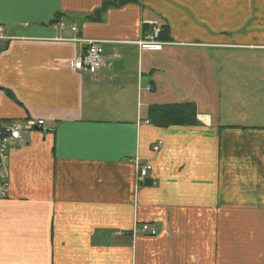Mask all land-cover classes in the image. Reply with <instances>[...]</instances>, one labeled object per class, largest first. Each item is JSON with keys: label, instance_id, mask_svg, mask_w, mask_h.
<instances>
[{"label": "crops", "instance_id": "1", "mask_svg": "<svg viewBox=\"0 0 264 264\" xmlns=\"http://www.w3.org/2000/svg\"><path fill=\"white\" fill-rule=\"evenodd\" d=\"M111 1L0 0V119L44 121L8 151L0 264H264V124L178 81L219 51L263 53L264 0H134L89 20ZM151 23L169 32L159 49L138 45ZM88 40L97 76L70 65ZM236 79L264 94V73ZM190 102L198 125L149 123L150 106Z\"/></svg>", "mask_w": 264, "mask_h": 264}, {"label": "rangeland", "instance_id": "2", "mask_svg": "<svg viewBox=\"0 0 264 264\" xmlns=\"http://www.w3.org/2000/svg\"><path fill=\"white\" fill-rule=\"evenodd\" d=\"M149 25H151L150 35L156 25L155 23H151ZM144 37H146V35L143 36L142 39H144ZM138 42L141 43L142 41ZM240 50L242 51V49ZM240 50L233 48L232 50L225 52L219 51V54H217L218 56L215 57V62L212 64L214 66L213 70L209 68V64L184 65V71L182 72L184 78L182 79L179 76L180 80H178L180 91L185 92L186 97L195 96L201 99L207 104V106L213 104L214 102L217 104L221 103V110L228 108L230 112L234 114V116L230 117V119L240 118V114L244 113L245 110L247 117L251 118L248 120L249 123L253 121L252 118H259V121L264 124V94L250 97L241 96L238 94V90H241L239 89L238 84L234 85V87H229L226 84L227 81H240L236 78L240 76L242 77L247 73L256 74L258 71L264 73V59L261 56L264 55V52H256L257 54L251 55L245 54L244 51L237 52ZM223 54L231 55L225 59L222 58L224 56ZM214 71L218 74V78L221 82L220 85H216L214 82ZM259 76L262 77V75ZM252 86L262 87L263 85L252 84ZM213 92H215L216 96ZM179 99H182L181 96ZM232 122H238V120ZM136 229L138 230V226Z\"/></svg>", "mask_w": 264, "mask_h": 264}, {"label": "built area", "instance_id": "3", "mask_svg": "<svg viewBox=\"0 0 264 264\" xmlns=\"http://www.w3.org/2000/svg\"><path fill=\"white\" fill-rule=\"evenodd\" d=\"M72 32H76L75 26L71 27ZM159 30L153 28V31L149 37H146L139 46L143 48H160V43L157 41ZM3 29L0 26V39H3ZM71 67L78 73H85L88 75H99L105 67L104 50L101 42L88 40L86 41V47L81 50L79 55L70 63ZM151 91L152 88L148 87ZM147 123V121H146ZM44 125L43 120H26L25 123L19 122H6L0 119V200L6 199L8 196V151L14 144L23 141L26 134L35 128H41ZM161 147V142H157L151 146V151L156 153ZM136 165V164H135ZM137 180L141 181L147 178L151 171L150 164H137ZM140 232L147 236H154L155 229L149 224L138 225Z\"/></svg>", "mask_w": 264, "mask_h": 264}, {"label": "trees", "instance_id": "4", "mask_svg": "<svg viewBox=\"0 0 264 264\" xmlns=\"http://www.w3.org/2000/svg\"><path fill=\"white\" fill-rule=\"evenodd\" d=\"M134 0H113L105 2L95 14L88 16L90 21L97 22L100 20V13L108 7H120ZM147 28L142 29V35H146ZM157 39L159 41H171L167 27L163 26L159 29ZM147 118L149 123L157 128L168 127H190L198 125L196 119V107L193 103H175L166 105H152L147 109Z\"/></svg>", "mask_w": 264, "mask_h": 264}, {"label": "water", "instance_id": "5", "mask_svg": "<svg viewBox=\"0 0 264 264\" xmlns=\"http://www.w3.org/2000/svg\"><path fill=\"white\" fill-rule=\"evenodd\" d=\"M36 130V129H35ZM38 130H39V128H38Z\"/></svg>", "mask_w": 264, "mask_h": 264}]
</instances>
